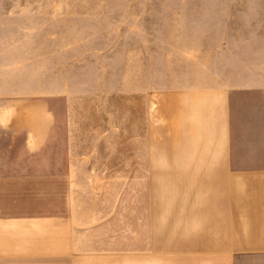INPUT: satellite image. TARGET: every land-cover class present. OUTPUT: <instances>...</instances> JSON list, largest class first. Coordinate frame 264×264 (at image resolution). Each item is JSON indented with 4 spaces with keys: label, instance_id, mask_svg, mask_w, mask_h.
Listing matches in <instances>:
<instances>
[{
    "label": "rangeland",
    "instance_id": "1",
    "mask_svg": "<svg viewBox=\"0 0 264 264\" xmlns=\"http://www.w3.org/2000/svg\"><path fill=\"white\" fill-rule=\"evenodd\" d=\"M261 2L0 0V125L18 127L0 133V173L35 177L3 185L70 192L56 233L76 241V264H133L149 192H224L171 179L165 95L211 81L222 30L264 29ZM43 125L48 142L26 153L24 131Z\"/></svg>",
    "mask_w": 264,
    "mask_h": 264
},
{
    "label": "crops",
    "instance_id": "2",
    "mask_svg": "<svg viewBox=\"0 0 264 264\" xmlns=\"http://www.w3.org/2000/svg\"><path fill=\"white\" fill-rule=\"evenodd\" d=\"M220 36L228 39L216 47L211 81L166 92L161 148L167 172L183 175L171 179L224 182V192H149L138 215L148 233L134 237L133 264H264V29ZM50 129L24 131L26 153L41 150ZM34 179L0 173V264H76V241L56 233L70 192L3 185Z\"/></svg>",
    "mask_w": 264,
    "mask_h": 264
}]
</instances>
